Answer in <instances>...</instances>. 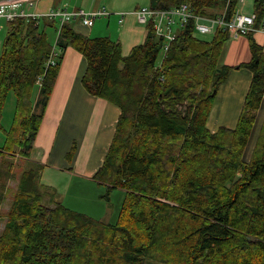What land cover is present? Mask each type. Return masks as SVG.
<instances>
[{"label":"trees","instance_id":"1","mask_svg":"<svg viewBox=\"0 0 264 264\" xmlns=\"http://www.w3.org/2000/svg\"><path fill=\"white\" fill-rule=\"evenodd\" d=\"M237 2L150 0V8L185 3L197 14L225 10L230 18ZM252 7L257 28L264 0ZM55 23L17 17L7 22L1 44L0 264H264V121L249 162L242 159L264 100V52L252 34L246 36L250 60L237 66L252 73L237 124L212 133L206 120L233 70L221 60L227 34L217 30L210 41L199 40L189 24L163 52L162 38L147 23L143 41L122 56L116 40L89 38L70 23ZM48 28L56 31L54 44ZM66 47L86 60L85 91L120 110L92 177L105 188L100 199L108 200L115 189L124 192L115 223L57 202L56 192L40 182L44 166L30 158ZM9 93L15 107L4 131ZM74 151L72 145L68 160Z\"/></svg>","mask_w":264,"mask_h":264},{"label":"crops","instance_id":"2","mask_svg":"<svg viewBox=\"0 0 264 264\" xmlns=\"http://www.w3.org/2000/svg\"><path fill=\"white\" fill-rule=\"evenodd\" d=\"M34 1L36 3L31 12L40 15L51 9L68 11L81 9L89 13L104 7L87 8L88 0H75V4L69 2L67 7L64 6L63 0ZM55 1H58V4ZM112 2L114 0H109V5ZM136 9L138 8L133 6L126 10L111 7L110 11H112L105 17L106 25L111 23L112 17L116 25L121 28L115 38L120 44L122 56L128 55L130 50L144 39V26L142 29L137 27L139 23L134 14ZM70 24L76 33L83 36L89 38L103 36L101 28L95 29V21L91 27H85L78 21ZM4 28L6 29L7 26L4 25ZM252 38L264 52V34L257 30L252 32ZM248 45V38L241 36L228 37L223 46L222 63L233 67V70H230L226 80L220 84L206 120V128L212 133L220 128L233 129L237 124L252 78V73L248 69L237 67L249 62L251 53ZM61 55L58 74L41 117L30 158L44 166L40 182L45 187L53 189L56 192L57 202L62 203L74 178H80L88 185L95 186L92 177L102 165L115 132L120 110L114 104L85 91L81 77L86 69V60L82 54L72 47H66ZM263 121L264 100L256 111L248 135L242 155L244 162H249L251 158ZM72 145L75 146V151L68 160L66 154Z\"/></svg>","mask_w":264,"mask_h":264},{"label":"built area","instance_id":"3","mask_svg":"<svg viewBox=\"0 0 264 264\" xmlns=\"http://www.w3.org/2000/svg\"><path fill=\"white\" fill-rule=\"evenodd\" d=\"M34 0H18L11 3L0 4V18L7 22L12 21L17 17L31 18V19H47L59 22L60 25L78 21L85 27H91L98 17H106L109 12L104 8L92 12H85L81 9L76 11H68L62 9H51L45 14H37L31 12L35 5ZM24 7H27V12ZM137 22L146 26L151 23L154 33L157 37L162 38L164 46L163 52L167 51L169 44L174 41L175 35L181 30L185 29L187 25L191 24L193 34L199 35L212 34L217 30H221L227 34L229 38L245 37L252 32L260 30L264 34V13L256 28V14L253 12L250 15L235 13L227 18L226 11L207 14L195 13L189 5L182 3L177 6L165 9H152L150 7H141L134 11ZM57 49L53 47L52 55L56 56ZM53 58L50 63H53Z\"/></svg>","mask_w":264,"mask_h":264},{"label":"rangeland","instance_id":"4","mask_svg":"<svg viewBox=\"0 0 264 264\" xmlns=\"http://www.w3.org/2000/svg\"><path fill=\"white\" fill-rule=\"evenodd\" d=\"M65 1V2H64ZM58 4V1H55ZM65 4H64V3ZM62 4L67 7L68 3L71 2L75 4V0H63ZM112 8L115 7L117 10H123L129 8L131 6L141 8V7H151L150 0H114L112 4H110ZM109 0H88L87 8L92 6H104L108 12L110 11ZM254 0H238L236 4V10L239 13L250 15L253 13ZM27 11V7H25ZM98 10V9H97ZM29 12V11H27ZM107 17V16H106ZM107 20L105 17H98L95 20V29L101 28L103 30V37L110 38L111 40H117L115 35L117 36L118 31L121 30L117 23L114 22V19L111 17V23L106 25ZM7 24V21L0 18V51L2 40L5 36V28L4 25ZM56 28L60 26L59 22L55 23ZM137 27L143 28L142 25L137 24ZM47 35L51 43L54 44L56 38V31L54 28L47 29ZM197 39L210 41L212 38V34L199 35L198 33L193 34ZM110 36V37H109ZM115 38V39H113ZM160 61V57L158 58ZM158 61L157 64L159 63ZM14 96L9 93L6 103L3 106L2 110V119L1 126L4 131H7L12 123L13 112H14ZM4 142V133L0 131V147L3 146ZM18 174V171L16 172ZM18 176V175H17ZM18 180L15 178L13 181H10L9 184V198L2 205V211L5 213L10 206V199L12 193L15 191ZM105 194V188L103 186H90L86 182H83L80 178H74L70 185V188L65 195L64 199H62L63 205L73 211L80 212L88 217H91L95 220H100L106 223H115L118 217V213L122 207L124 201V192L120 189H115L109 194L108 200L100 199L101 195ZM62 198V197H61ZM3 226V222L0 220V230ZM145 264H165L158 263L153 261H147Z\"/></svg>","mask_w":264,"mask_h":264},{"label":"water","instance_id":"5","mask_svg":"<svg viewBox=\"0 0 264 264\" xmlns=\"http://www.w3.org/2000/svg\"><path fill=\"white\" fill-rule=\"evenodd\" d=\"M15 1H18V0H0V4L1 3H11V2H15Z\"/></svg>","mask_w":264,"mask_h":264}]
</instances>
